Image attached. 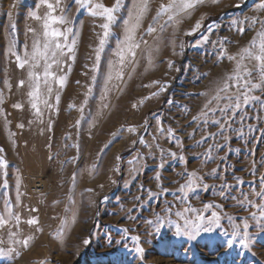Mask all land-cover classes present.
Instances as JSON below:
<instances>
[{
	"label": "rangeland",
	"instance_id": "rangeland-1",
	"mask_svg": "<svg viewBox=\"0 0 264 264\" xmlns=\"http://www.w3.org/2000/svg\"><path fill=\"white\" fill-rule=\"evenodd\" d=\"M115 2L92 0L109 7ZM162 2L168 0H150L135 62L128 57L124 78L108 81L132 0H120L107 37L104 17L60 0L71 23L53 27H71L68 44L77 43L72 52L65 48L59 67L53 65L56 76L48 85L43 62L35 69L41 73L37 113L32 69L20 68L16 55L23 58L25 45L31 51L34 39L42 40L43 20L32 13L44 17L49 10L41 0H0V214L7 218V201L20 217L19 224L0 226V264H264V218L259 209L238 203L245 196L264 203L255 196L264 189V104L251 102L223 131L213 123L219 113L209 114L208 123L200 117L217 83L235 67L219 53L236 55L246 47L260 24L249 27L244 18L264 19V10L257 9L259 0H206L183 23L163 30L155 25L157 31L148 33ZM197 20L202 27L187 35ZM253 79L259 80L258 72ZM252 95L264 100V89ZM193 171L202 180L181 191ZM37 180L46 182V191H31ZM213 212L218 224L208 222ZM198 215L212 231L193 238L190 222ZM33 218L38 224L28 223ZM237 225L240 235L232 240ZM245 231L247 247L239 242Z\"/></svg>",
	"mask_w": 264,
	"mask_h": 264
},
{
	"label": "snow or ice",
	"instance_id": "snow-or-ice-1",
	"mask_svg": "<svg viewBox=\"0 0 264 264\" xmlns=\"http://www.w3.org/2000/svg\"><path fill=\"white\" fill-rule=\"evenodd\" d=\"M74 2L78 7L86 8L92 16L105 18L106 22L102 24L101 27L105 30L103 34L104 37H107L109 34L110 25L112 21L116 19L115 14L117 10L121 8L120 0H116V2L111 7L106 6L103 3L93 4L92 0H74ZM205 2L206 0H168L167 3L162 2L155 13V16L153 17L154 23L149 24L146 31L148 33H155L157 31V27L155 25H159L160 30H163L169 24L179 25L183 23L184 18H190L196 8L199 5L204 4ZM210 2L217 3L218 0H210ZM41 3L46 4L49 11L45 14L44 17L37 15L35 12L32 13V15L37 20H43V32L41 34L42 40L40 37L34 39L31 51H28L27 45H25L23 58L18 54L16 55V59L19 62L20 68H24L26 65H28L29 68L32 69V71L29 72V76L32 78V91L30 93V96L33 100L32 107L36 109L37 113L40 112L37 101L40 100L41 96V73L36 72L35 69L40 67L41 62H43V83L45 85H48L49 78H55L56 76V73L51 71L53 65L59 67L60 63H62L61 58L65 54V48H67L69 52H72L77 43L76 39H73L71 41V44H68V34L72 33L71 27H69L66 32L53 27V25L57 23H71L69 16L65 14V9L61 7L60 0H56L55 4L49 2V0H41ZM57 8H60V15L55 14ZM257 9L264 10V0H259ZM150 10V0H132V8L128 11L127 20L124 21V40L121 42V47L117 52V56L119 57V59L116 64L110 65L108 81H111L114 77L117 80H122L124 78V66L128 57H131L133 62H135V58L137 56L136 49H139L141 47V44L137 42V33L142 27L143 21ZM162 19L164 20V23L160 24V21ZM244 20L250 21L249 27L254 28L255 25L259 23L260 28L256 31V35L250 40L248 45L240 49V51L236 55H228L226 49L221 50L218 58L222 60L226 57L230 61H235L234 70L230 74H227L226 76L221 78V80L217 83L214 94L210 96L207 102L203 105V108L200 112V117L203 118L204 123H208L210 119L209 114L216 115L217 113H219V118L215 119L213 123L219 125L221 131L228 127L229 122L233 119V117L251 102L260 101L262 104H264V100H262L261 97L252 95L254 89H264V19L253 16L250 18L245 17ZM234 23L236 22L234 21ZM14 27L15 26L13 25V28ZM201 27L202 22L200 20H197L195 25L186 34L192 35ZM29 31L33 32L35 35L34 29L30 28ZM239 31L243 33L245 29L241 27L239 28ZM60 37H63L64 43L60 42ZM100 43L101 45H103L104 40L101 39ZM144 43L146 44L147 42L144 41ZM14 46L15 41L12 42L9 51H12ZM181 47H183V44H181ZM71 58L73 61L75 60L74 55ZM97 59H99L98 55ZM151 59L152 56L150 52L149 63H151ZM253 61L256 62L255 65H252ZM117 64L119 65V67H117ZM255 72L259 73L258 81L253 79V74ZM24 83V80L20 81L21 86L24 85ZM59 83L63 86L66 83V76L59 77ZM154 83L159 82L157 81ZM165 90L166 89L164 87H161L159 91L162 92ZM51 91V87H47V93L50 94ZM156 94L157 93H153V95ZM202 94L208 96V93ZM59 99L60 97L59 95H57V104L59 103ZM44 103H47V101H44ZM104 106L106 107L107 105ZM15 107H21V105L17 104L15 105ZM196 119L197 117H193V120ZM20 127H23V125H20ZM128 130L136 131L134 127H130ZM161 130L163 131V129ZM169 131L171 132L172 130ZM209 135L211 136L214 134L210 133ZM202 139H207V137ZM0 151H2V149H0ZM208 151L210 153L211 149H209ZM210 158L211 157L209 155V159ZM4 163L6 164V161H4ZM213 172H215V170H213ZM188 176L189 179L186 181V183L184 185H181V191H183L185 188L192 189L193 184H196L197 181L202 180V177L198 176L197 172L195 171L188 173ZM261 179L262 182H264V177H262ZM197 186H199V184H197ZM4 187H7V181H5ZM205 187H207V185H205ZM255 196L260 197L261 200H264V189L256 192ZM238 203H246L259 209V216L261 218H264V203L253 204L251 200L247 199V196H245V199L243 201H238ZM5 206L7 209V218H5L3 214H0V226L7 225L12 221H15L16 224H19L20 217L13 214L10 202L6 201ZM212 206V204H208L206 205V208H211ZM169 211H171V209H169ZM184 211H192V209H185ZM180 214L181 213L179 212L177 213V215ZM251 216L255 218L257 217V213L253 212L251 213ZM229 219H231V217H229ZM204 220L205 218L202 215H198L196 220L190 222V233L193 234V238L195 235H199L201 231H212L211 227H203ZM219 220L220 216L217 212H213L212 217L208 218L209 224H218ZM28 223L38 224V220L36 218H33L29 220ZM236 227L237 231L232 233V240H236L240 235L238 231L239 225H237ZM243 227L247 229L248 224L245 223ZM185 234H189V232H186ZM9 235L10 237H15L17 233L10 232ZM30 239L31 237L24 239L23 241H21V243L27 246ZM232 240L226 242L228 244V247L230 248L233 246ZM239 242L244 247L249 246L251 238L247 231L242 234V239H240ZM85 243H88V241H85ZM136 251L141 252L143 251V249L137 248Z\"/></svg>",
	"mask_w": 264,
	"mask_h": 264
},
{
	"label": "built area",
	"instance_id": "built-area-1",
	"mask_svg": "<svg viewBox=\"0 0 264 264\" xmlns=\"http://www.w3.org/2000/svg\"><path fill=\"white\" fill-rule=\"evenodd\" d=\"M33 192H44L46 191V182L44 180H37L31 188Z\"/></svg>",
	"mask_w": 264,
	"mask_h": 264
}]
</instances>
